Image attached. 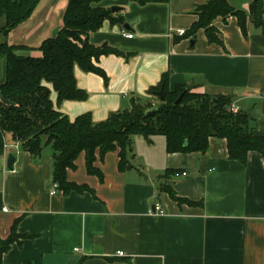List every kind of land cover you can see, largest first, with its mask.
I'll return each mask as SVG.
<instances>
[{
    "label": "crops",
    "instance_id": "0c3cea01",
    "mask_svg": "<svg viewBox=\"0 0 264 264\" xmlns=\"http://www.w3.org/2000/svg\"><path fill=\"white\" fill-rule=\"evenodd\" d=\"M67 2L39 0L24 22L7 30L0 16V47L23 45L17 53L40 56L42 42L62 27ZM203 2L101 0L99 7H119L111 12L121 20L106 19L88 35L91 44L110 50L96 59L102 74L75 65L76 84L86 99L57 104L48 85L54 106L71 121L88 113L98 123L129 109L132 98L158 103L148 91L168 73L170 91L187 84L195 92L231 97L235 111L249 114L253 134L264 138V30L249 18L250 0H233L234 9L246 14L245 31L228 16L211 24L220 42H210L203 28L190 34ZM262 6L264 22V0ZM5 78L0 52V85ZM3 141L0 240L12 228L19 238L2 255V264H264V157L259 152H248L241 163L228 157L225 139L211 137L205 152L170 153L164 136L148 142L136 135L130 167L123 170L118 148L102 158L95 150L101 179L88 173L81 152L66 179L83 190L65 193L54 188L53 151L45 140L37 158L10 135ZM9 153L15 156L13 170L6 164Z\"/></svg>",
    "mask_w": 264,
    "mask_h": 264
},
{
    "label": "trees",
    "instance_id": "16d2710c",
    "mask_svg": "<svg viewBox=\"0 0 264 264\" xmlns=\"http://www.w3.org/2000/svg\"><path fill=\"white\" fill-rule=\"evenodd\" d=\"M39 0H0V16L6 19L5 30L24 22L34 11ZM101 0H68L63 24L55 37L44 40L41 55L19 54L23 45L4 44L0 47L6 59V78L0 85V156L3 154L4 137L10 135L20 143L23 150L33 158L40 155L42 140L53 151L52 181L63 192L82 191V187L66 179L67 169H75V160L85 154L89 174L100 179L102 174L94 166L95 150L102 158L105 153L119 149V169L130 167L132 139L139 135L151 141L152 136L166 139V150L172 152H205L211 137L225 139L228 157L246 162L250 151L264 157V138L255 136L250 116L242 110L230 109L229 96H210L192 90L187 84H178L173 91L167 87L168 73L162 75L157 86L149 93L158 100L152 103L141 98H132L130 108L109 114L98 123L86 113L73 121L62 114L52 103L50 88L56 93L57 104L64 100L86 99V93L78 88L74 66L86 72L102 74L95 65L96 59L110 50L94 46L88 40L90 32L98 30L106 19L113 18L110 9L97 6ZM138 4L165 2L167 0H131ZM233 0H204L195 12L198 20L190 34L203 28L210 42H220L211 25L216 17L235 16L242 31H245L246 14L232 6ZM262 0H250L249 18L264 30ZM163 90L164 100L158 95ZM182 94L178 104L175 100ZM170 196L177 201L172 190ZM14 228L10 236L0 240V264L2 255L10 244L18 240Z\"/></svg>",
    "mask_w": 264,
    "mask_h": 264
},
{
    "label": "water",
    "instance_id": "95a60500",
    "mask_svg": "<svg viewBox=\"0 0 264 264\" xmlns=\"http://www.w3.org/2000/svg\"><path fill=\"white\" fill-rule=\"evenodd\" d=\"M120 8L119 7H111V11H118ZM126 27H131V24L130 23H126L125 24ZM158 95L160 96L161 100H164V97H163V90L161 89L158 93ZM182 97V94H180L178 96V98L175 100V104H178L180 99ZM15 162V156L13 155V153H9L7 155V161H6V164H7V168L9 170H13V164Z\"/></svg>",
    "mask_w": 264,
    "mask_h": 264
},
{
    "label": "built area",
    "instance_id": "2783aa9c",
    "mask_svg": "<svg viewBox=\"0 0 264 264\" xmlns=\"http://www.w3.org/2000/svg\"><path fill=\"white\" fill-rule=\"evenodd\" d=\"M177 33L179 34V35H183L184 33H185V30H183V29H178L177 30ZM124 35L127 37V38H132L133 37V34H131V33H124ZM230 109L232 110V111H235V108L234 107H230ZM15 147H17V144L15 145ZM182 174H184V173H182ZM57 187V185L55 184L54 185V188H56ZM54 192H55V190H53L52 191V193L54 194ZM158 209H160V207H159V205H155L154 206V210L156 211V210H158ZM120 255H122L121 253H119Z\"/></svg>",
    "mask_w": 264,
    "mask_h": 264
},
{
    "label": "rangeland",
    "instance_id": "374dc122",
    "mask_svg": "<svg viewBox=\"0 0 264 264\" xmlns=\"http://www.w3.org/2000/svg\"><path fill=\"white\" fill-rule=\"evenodd\" d=\"M155 100H156V98H155ZM158 105V103H156V104H152V107H156Z\"/></svg>",
    "mask_w": 264,
    "mask_h": 264
}]
</instances>
